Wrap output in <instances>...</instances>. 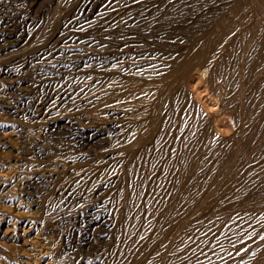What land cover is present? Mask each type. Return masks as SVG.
Segmentation results:
<instances>
[{"label":"bare ground","instance_id":"bare-ground-1","mask_svg":"<svg viewBox=\"0 0 264 264\" xmlns=\"http://www.w3.org/2000/svg\"><path fill=\"white\" fill-rule=\"evenodd\" d=\"M34 1H36V0H27V2L30 4V6H32L34 4ZM107 1H109V0H107ZM165 1H168V0H165ZM241 1H243L244 6H245V3L247 4L246 8L251 10L250 13L247 16H246V12H247L246 8H245V10L243 9L244 12L246 11L245 13H242L243 10L240 11L241 8H240V10H236V11L233 9L234 11L233 12L230 11L229 14L227 12L224 13V14H221L219 12L220 15H217V16L214 17V19L212 20V23L210 24V28L208 30H206L205 32H202V33H204L202 38L199 39V40H195V37H194L193 40H195L196 43H194L193 45L191 44V46L187 47L186 49H184L183 47L182 48H175L176 47L175 45H174L175 47H172L173 45L172 46L169 45L172 48H170L168 50L166 49V51L164 53H163V51H161L162 52L161 55H159V53H161V52H159L158 54L156 53L157 55H155V56L154 55L151 56L149 54L151 57H154V59L152 58L151 59L152 61H150V63L148 64V69H149L150 73H149V75H146L147 77L148 76L149 77L146 80H144V81L141 80V79H144V77H146L145 76L146 73H144V72H146V71H144V69L145 68L147 69L146 66L143 69V71H142V69L141 70L138 69L139 72L137 71L138 74L140 73V71L142 73H144V77H142V75H143L142 73H140L141 75L139 74L142 78L141 77L139 78V75L136 73V69H134L135 71H133V73H131L132 69H130V68H133L130 65V64H132V62L130 60L132 58L131 56L134 55L136 53V51L139 48H141L142 46L140 47L138 45L139 48L137 49L136 48L137 46L136 47H135V45L133 46L132 42H134V41H132V42L129 41L130 38L129 39L128 38H123L124 34H127L129 36H131L133 34L132 31H131L132 34H131V32H129L130 28L133 27V25L126 27L125 22H122L123 19H124V21H126L125 20V16H127L126 14H125L123 19H121V16H120V18L118 20L116 19L117 21H115L114 17H113V19H111L112 14H111V17H110V15L104 16V17H106V22L105 23L103 22L104 24L102 25L101 28H99L100 30H99L98 34L93 35L94 33H96L95 31H94V33H92V35H91L90 32H86V34L83 36L84 39H82L81 41L85 42V44H82L81 41H77L78 38L76 39L74 37L75 36L74 32H76V30L82 29V27L86 26V25L79 24L80 20H78L77 18L81 17L83 13L85 14V13L90 11V8L92 7V4L94 3V0L93 1L91 0L92 3L89 0H86L84 2L82 1V3L80 4V7H78L79 9L76 8V7H73L72 9H69L70 12L67 15H65V16H64V14L62 15V13H63L62 10L63 9H61V8L63 6L59 7V5L57 4V6L53 9L51 15L49 16L50 17V20L48 21L49 24L46 25L44 23V25H46L45 27L43 26L44 30L43 29L42 30L38 29V32L40 31V33L37 34L35 32L37 36L34 34V36H35V37L33 36L34 39H32L33 37L31 38V35H33L32 32H34L33 30H35L33 28L35 27V24H36L34 16L32 17L33 13L31 15H29V14L25 15L24 12L22 11V13H23L22 15H24V16L21 15L22 17L20 16L19 19L17 18L18 19L17 21L19 22L20 28H23V30H21V31L23 33L26 32L25 35H22V33L21 34H17V32H19L18 29H17V32H16V29H14L15 28V24H13V22H17V21L11 22L10 20H8V18L6 19V16L5 17H4V15L0 16V48H2L3 44H4V47L2 48L3 49L2 51H4V50H7L9 48V46H11L13 44H20L23 47V49L21 47L22 50L21 49H20V51L17 50V52L19 51V53H18L19 55L18 56L22 58L21 60L26 59V62L29 63L28 65L31 64L30 66L25 67L26 66L25 62H18V63H20L19 65L16 64L17 68L19 66L18 69H23L24 67L27 68V69L29 68L31 70H33L32 68H34V67H35L34 69H36V66H39V64H42V63L38 64V61H41V62L42 61H44V62L48 61V63H50V66L54 65V67L56 69L63 71V73L65 72V75H66V72H68L72 68L71 66H74L73 67L74 70L78 69L77 73H83L86 70H90V71H94V70H97V69L100 70L101 67H104V68H107V73L106 74L109 75L108 77H111L110 79L107 78L109 83H110L109 84L110 87L111 86L113 87L114 85L115 86L117 85L118 82L113 84V80L114 79L117 80L116 77L121 76V75H125L124 77L127 79L130 76V74H133V75L136 74V75L135 76L131 75V77L132 78L134 77V78L131 79L129 77L131 80L129 81V79H128L127 83L126 82L124 83V84H126V87H127V85L130 82H131L130 84H132V86H133V83H135V84L139 83L137 85H140V86H143L144 83L147 85V89L142 87V88H144V90H142V88L139 90L140 86L134 85V86L139 87L138 89L135 88V90L137 89V91H136L137 93H133V94L140 93L136 97H132L133 94L132 95L128 94L130 92H127V91H130V89H131V87H129L130 85H128V88L123 87L124 88V89L122 88L123 90L122 89L118 90L116 93H111V91L109 90L108 93H111L109 96H108V93L106 92V90H107L106 84L101 86L100 90L97 92V94L99 93V98H100V100L97 99V102L99 101L98 105H100L99 108L101 107V112H102L103 108H107L108 107L107 109L111 110V112H110V116H111V114H114V113H116V114L118 113L119 114V111H121V110L123 111V109L127 110L129 108H137L139 110L135 111V114L133 112H131V110H130V112L133 113L134 116H136L135 118L138 119V121H139V118H141V117L142 118L144 117L145 120H147V124H143V125H147L146 127H140L139 125L138 126L133 125V127H130L129 123L127 122L129 127L127 126L128 128L125 129L127 131L126 132L125 142H124V144H122L123 142L122 143L120 142L122 144V146L120 144V147L124 146L123 148H126V149L120 148V152H117L119 155H121V154L123 155L124 153H121V152H123L124 150L126 151L127 148H128V151L130 149V154H131V150H134L135 148L139 149L137 146L138 145L140 146V144H144L142 142H144L149 137L148 135L152 134V136H151V138H152L153 135L157 134L155 131H156V128H159V127L160 128L164 127L165 129H167L166 131H164L165 129L162 128V131L160 132V134L163 132L164 137L166 138V142H165L166 145L169 142L171 143V141H172V139L170 138L171 134H173V137H175V139L177 141L179 140L178 142H179V145H180V150L179 151L175 150L176 154L174 153L175 151L173 152L175 154V155H173L174 156L173 157V163H172V160L170 161L172 163V168L169 165L170 166V167H168V169L170 168V172L168 173L169 176H168V178L166 180L165 185L163 186L164 188L162 189L163 190L162 192L158 189L159 185H161V184H157V186H158L157 190H159L162 193V195H161L160 192L155 190L157 192L156 195H158V193H159L158 199H159V197L161 195V201H158V199H156V201L160 202L159 208H156L152 212L150 211L151 212L150 214H148L150 209L147 210L148 212L146 211L147 212L146 215L147 214H148L147 216L150 215L152 217L151 218L149 216L150 219H154V220H153V222L151 224L148 223L149 225L147 227L145 226L146 227L145 229L143 228L144 226L142 227L143 230H144V231L141 230L142 232H144V234L142 233V236L143 235L144 236L143 237L141 236V238L138 241L135 240L139 244L138 247H137L139 249H136L137 252H135V250H133L136 246L134 245L135 242L134 243L132 242V245L135 246L132 249L133 250L132 255L129 254L130 256H129V258L127 257L128 258L127 261L125 260V258L122 259V260H119L118 264H120V261H122L121 263H123V264H148V262L143 260L142 257H140V256L143 253L145 254L148 250L150 252V249H151V252L153 253V250H152V247H151V243H152V245H153V242H155V244H156V240L157 241L160 240L165 245L166 244L168 245L169 250H167L168 248H166L167 245H166V247L163 246V247L166 248V252L168 251L167 252V256H166L165 253L163 254L165 256V257L163 256L165 258L164 264H264V25H263V27L261 29L258 28L259 27L258 25H261V22L264 21V0H259V3H260L259 6H257L255 4V2L252 1V0H241ZM1 2H2V0H1ZM111 2L113 3L114 0H111ZM111 2H109V3L111 4ZM141 2H140V4H141ZM9 3H10V1H9ZM12 3H14V2L12 1ZM130 3H131V1H130ZM1 4H2V7H3V3H1ZM14 4H16V3H14ZM29 4H27V5H29ZM110 4H106V6L110 5ZM122 4H124V2ZM140 4H138L139 7L143 6V4L142 5H140ZM135 5H137V4H134V6ZM162 5H160V6H162ZM172 5H173V3H172ZM179 7L180 6H178V8ZM200 7H202V6H200ZM23 8H20L19 10H21ZM106 9H108V8H106ZM112 9L113 8H111V10ZM128 9H130V8H128ZM134 9H135V7H134ZM134 9H132V10H134ZM159 9H161V8H159ZM165 9H167V8H165ZM26 10H27V8H26ZM78 10L80 12H78ZM143 10H141V11H143ZM218 10H220V9H218ZM30 11H32V10H30ZM100 11H98V12H100ZM144 11H146V10H144ZM179 11H180V9H179ZM36 12H37V10H36ZM149 12H151V11H149ZM176 12H178V11H176ZM15 13H17V12H15ZM26 13H28V12H26ZM106 13L107 12H105L104 15H106ZM125 13H126V11H125ZM139 13H140V10H139ZM168 13H169V11H168ZM6 14H8V13H6ZM9 14H11V12H9ZM243 14L245 16H243ZM143 15H142V17H143ZM171 15H172V13H171ZM18 16H19V14H18ZM36 16H38V15L36 14ZM161 16H163V15H161ZM170 16H168V17H170ZM176 16H178V15H176ZM96 17H98V16H96ZM164 17L168 18L167 16H164ZM11 18H14V16L11 17ZM145 18H147V20H149L148 16L145 17ZM166 18H165V20H166ZM204 18L202 20H205ZM209 18H210V16H209ZM170 19H172V18H170ZM189 19H191V18H189ZM69 20L71 21V23L69 22ZM165 20H164V22H165ZM150 21H152V19ZM168 21H166V22H168ZM184 21L182 20V22H184ZM147 22H149V21H147ZM147 22H146V24H147ZM171 22L172 21H170V23ZM126 23L128 24V22H126ZM137 23H138V21H137ZM151 23H153V21ZM88 24H90V23H88ZM132 24H135V23H132ZM142 24H144V23L142 22ZM150 24H149V26H150ZM155 24H156V22H155ZM124 25H125V27H123ZM19 26L16 25V28H19ZM145 26H144V30L146 29ZM40 27H42V26H40ZM150 27H149V29H150ZM24 28H26V29H24ZM48 28H51V29H48ZM135 28H133L132 30H134ZM142 28L143 27H141V29ZM123 29H125L127 31V33H124L125 30H123ZM188 29H190V28H188ZM138 30H140V29H138ZM47 31L50 32V34H48ZM42 32H44V34ZM139 32L141 33L142 31L140 30ZM41 33L43 35H40ZM146 33L148 34V32H146ZM235 35H236V37L237 36L239 37V38L237 37L238 38V42L240 41L241 44H242V48H240L241 49L240 55L238 54L239 55L238 62H237V60H235L236 57H238V56L235 55L236 57L234 58V56H233L234 54L233 55L231 54V52H233V49H231V48L234 46L233 43L237 39L235 37ZM147 36H149V35H147ZM7 38H10L11 40L8 41ZM30 38L32 39V41L30 42L31 45L27 49V47H28L27 44L29 43ZM152 38H154V37H152ZM125 39H127V40H125ZM255 39H257V40L255 41L256 44L254 43L255 44L254 48L252 50H247V49H249L248 45L250 46ZM157 40H159V39H157ZM182 40H181V43H182ZM86 41H87V43H86ZM238 42H236L235 45L238 44ZM250 42H252V43L250 44ZM190 43L187 42V44H190ZM184 45H185V43H184ZM19 48H20V46H19ZM223 48L225 49L224 51H222ZM234 48L236 49L237 47L234 46ZM235 49H234V51H235ZM9 50H10V48H9ZM97 50H99L100 53ZM237 50H239V47H238ZM8 51H6L5 53L3 52L6 55L5 56H0V57H7V55H8L7 52ZM15 51L16 50H13L14 53H15ZM93 52H95V53L97 52L98 54H102L103 55V63H104V65H99V66L95 65V64H97V62L94 59L95 57H93ZM11 53H12V51H11ZM145 53H144V55H145ZM153 54H155V53H153ZM235 54H237V53L235 52ZM16 56L17 55H15V57ZM232 56H233V60H235L237 62L236 64H233L236 67V69H235V67L233 66L234 69L236 71L238 69L237 72L235 70H233V71L236 72V74H238L237 77H236L235 72H233L235 74L236 79L233 78V73H232V70H231L233 67H231V65H228V62H229V60H230V58ZM147 57H149V56H147ZM17 59H19V58H17ZM142 59L143 58H140V60H142ZM159 60H161L162 62H160ZM34 61H36L37 63H35ZM88 61H89V64H86L88 66L87 67L84 66L85 65L84 63H86ZM99 62H100V58H99ZM139 63H137V64H139ZM45 64H44V66H47ZM82 64H83V66H81ZM33 65H34V67H33ZM132 65H134V64H132ZM11 66H10V68H12V67L15 68L14 66H12V67ZM80 66H81V68H79ZM93 66H96V67H93ZM138 66H140V65H138ZM17 68H15L16 71H17ZM135 68H138V67H135ZM0 69H2V68H0ZM45 70H46V67H45ZM11 71H13V69L10 70V72ZM206 71H209V74H208L209 76L208 77H205V73H207ZM35 72H37V71H35ZM148 72H147V74H148ZM19 73H21V72H19ZM19 73H17V74H19ZM30 73H29V75H30ZM40 73H38V74H40ZM45 73H47V72L45 71ZM45 73H43V74H45ZM194 73H198L199 74L198 76H200V77L204 76L205 78H207V82L209 84L206 83V80L204 78L205 83L207 84V85L205 84V86L206 87L209 86L210 88H208L209 91H206L205 88H204V91L207 93V97H209L208 99H211V102H210V104L209 103L207 104L206 101H208V100H206V99H205V101L201 100L202 98H199V95H195V96H198V97L197 98H193L192 97L191 99L192 100L194 99L193 102H191L192 100L189 98L190 100L189 101L187 100L188 103L185 105L187 108L186 109L184 108L185 111L183 109L184 112L180 113L179 112L180 110L178 111L179 107H178L177 101L178 102L180 101L181 94L183 96L185 95L183 90L180 89V87H182L183 80L185 82L186 77L189 74H191V75L193 74L194 75ZM31 75H32V73H31ZM58 75H60V74H58ZM19 76H21V75H19ZM43 76H45V75H43ZM70 76L71 75H69L68 77L64 76L62 79H56L55 78L56 82L54 84L47 83V81L43 80L44 82L42 81L41 85H39V87H40L39 89H42V91H40L41 95L38 98H36L37 97L36 89H38V88L34 87V89H35L33 91L34 95H33V97H31L32 99L30 101L28 100L29 104H28L27 108L24 107V109H28L29 111L26 112L24 110L25 113H23L24 114L23 116L25 117V116H27L26 114L34 113L37 110L40 111L41 109H44L45 111L49 112V111H51L54 108L57 109V106H59L62 103L68 102V101H70L71 103H75L76 106L77 105L79 106L80 104H84V103H87V102L90 103L91 100H93L95 102L94 99H96L97 97L96 98H95V96L91 97V95L88 96L87 95L88 90L86 91V89H91L92 90V87L95 86L98 83V80L94 79V78L93 79L92 78L80 79V78H74L73 76L72 77H70ZM89 76H91V75H89ZM206 76H207V74H206ZM216 76L218 77L217 81L215 79ZM121 77H123V76H121ZM53 80H54V78H53ZM121 80H123V79H121ZM40 81L41 80H39V82ZM48 82H49V80H48ZM201 83H202V81H201ZM119 84H120V82H119ZM120 85H122V84H120ZM146 85H144V86H146ZM0 86L2 87V84H0ZM114 87H113V91L116 90V89L114 90ZM13 88H15V87H13ZM32 88H33V85H32ZM133 88L131 89V92H132ZM6 90H7L6 88H0V106L2 104L1 103V99L2 100H6V102H8L7 105H10L11 107H13L15 112H16V108H18L19 106L22 107V106L25 105V100H27L26 97L30 96L29 94H27L28 96H26V97L24 95V97L26 98L25 100L23 99L24 97L23 98L20 97V99H19L17 97V95H15L13 93H10V92H7ZM135 90H134V92H135ZM197 94H200V92L197 93ZM113 96H115V97H113ZM195 99H197V100L195 101ZM101 100H102V102H101ZM94 102H91V103L96 105L97 102L96 103H94ZM184 103H185V100H184ZM87 104H85L84 106L83 105H80V106L85 107V106H87ZM179 104H180V102H179ZM69 105H71V104H69ZM73 105H71V106H73ZM58 108H61V107L59 106ZM33 109H34V111H33ZM72 109H73V107H72ZM74 109H76V107ZM126 110H124V112ZM95 112H97V114L95 113L96 114L95 116H98L97 118L100 119L101 117L99 115L101 113L100 112L98 113V111H95ZM77 113H79V111H77ZM82 114H83V112H82ZM84 114H88V113H84ZM102 114H101V116H102ZM124 114H122L121 117H123ZM126 114H125V116H126ZM12 115H13V113H12ZM28 115H30V114H28ZM46 115H49V113L48 114L45 113V116ZM50 115H52V114L50 113ZM226 115H228L229 118H231V117L233 118V119L231 118L230 120H235L234 122L236 124H238V127H237L238 129L235 132L236 128L233 127V128H235L234 129V132H235L234 134L236 135V137H235L236 141H234V143H233L234 139H230V140L232 141L231 143H233L234 145H230L231 148H229L228 147L229 146L228 145L229 142L227 141L228 142L227 143V147L228 148L224 149L223 146L226 145V142L225 141H221L219 139L220 137L218 138L216 135H217V133L221 132L225 126L228 125L227 123L230 122L226 118ZM18 116H20V115L18 114ZM23 116H20L19 118L21 119V117H23ZM75 116H77V115H75ZM79 116L82 117L81 115H79ZM86 116H88V115H86ZM86 116L84 115V117L88 119L89 116L88 117H86ZM95 116H94V118H95ZM170 117H172L171 119L173 120L171 123L169 122V120H170L169 118ZM74 118H76V117H74ZM77 118H79V117H77ZM25 119H26V117H25ZM87 119H86L85 123L82 120V118H81V121H83V123H80L81 121L78 122L79 120L77 122L75 121L74 122L75 124H73L75 126L74 129L77 132L85 133V132H88L87 130L89 128H91L93 130L92 133H95V135L96 134H100L101 136H103L106 133V135L108 137H110L109 139H111V142L108 141V142H110L109 143L110 146L111 145L114 146V144H113L114 141L116 143L117 140H119L121 138H124V136H122V134H121V132H123L124 129H122V127H121V125L119 123H112L111 125H109V128H107L108 126L103 127V125H102L103 123L102 124H100V123L96 124V122L98 120L95 122L96 125L95 124L93 125L91 122H88ZM127 119L129 120L128 117H127ZM127 119H126V121H127ZM22 120L24 121V119H22ZM30 120L31 119H29V121ZM52 120H53V118L51 119V121ZM54 120H55V118H54ZM72 120H74V119L72 118ZM93 122H94V119H93ZM143 122L139 121V122H137V124H139V123L142 124ZM234 122H231L232 125L237 126ZM144 123H146V121ZM123 125L126 126L124 123H123ZM222 126H223V128H222ZM244 126H246V129H244L245 128ZM59 127H61V126H59ZM119 128H121L123 130V131L120 132V135H118L119 130H121ZM225 129L228 130V126L225 127ZM229 129H230V127H229ZM226 130H224V131L226 132ZM157 131H159V130H157ZM113 132L116 133V135L114 134L115 138L112 137V133ZM154 132H155V134H153ZM6 133H8V131ZM31 133H33V132H31ZM74 133H76V132H74ZM10 135H11V133H10ZM29 135L31 136V134H29ZM36 135L37 134H35V136ZM3 136H5V134L1 133L0 134V139L1 140H5L6 139ZM219 136H221V134ZM160 137H161V135H160ZM167 137H169V139H167ZM24 138H25V136H24ZM26 138H27V136H26ZM151 138L149 137L150 140H151ZM33 139L35 140V138H33ZM148 140H146L145 143ZM162 140H163V138H162ZM225 140H228V138L227 139L225 138ZM29 141H30V139H29ZM119 141H123V139H121ZM220 141L222 142V144H223V142H225V144L222 146ZM44 142H46V141H44ZM154 142H155V140H154ZM71 144H72V141H71ZM175 144H177V143H175ZM115 145L118 146L119 143L117 142V144H115ZM2 146L4 147V145H2ZM67 146H68V144H67ZM106 146L108 147L107 143H106ZM113 146L109 147L106 150L109 151V150H111L110 148L117 147V146H115V147H113ZM172 146H174V144ZM232 146H234V148ZM24 147H27V146H24ZM175 147H176V145H175ZM36 148H38V147H35V149ZM165 148L167 149V151L169 150L167 148V146ZM67 149H65V150H67ZM99 149L97 151H99ZM122 149H123V151H121ZM137 149H136V151H137ZM178 149H179V147H178ZM233 149H234V151H233L232 157L227 159L226 156L229 155L227 153H229ZM38 150L39 149H37V151ZM101 150H105V148H103ZM115 150L119 151V149H117V148H115ZM170 150H173V149H170ZM52 151H53V149H52ZM113 151H114V149H113ZM9 152H10V150H9ZM114 153H116V151ZM134 153L136 154V152H134ZM171 153H170V155H172ZM14 154H16V153H14ZM62 154H64V153H62ZM79 154H80V152H79ZM97 154H98V152H97ZM100 154H101V152H100ZM100 154H98V156H97L98 158L101 156ZM165 154H167V153L166 152L163 153V155H165ZM106 155H107V153H106ZM108 155H109V152H108ZM74 156L71 155V158L73 157L72 159H74ZM102 156L104 157V155H102ZM115 156H118V155L116 154ZM125 156H122V159ZM130 156H133V154H131ZM159 156H161V155H159ZM229 156H231V155H229ZM66 157L67 156L65 155V158ZM76 157H78V156L76 155ZM118 157H119V160H120L121 157L120 156H118ZM118 157H117V159H118ZM140 157H141V155H140ZM235 157H236V159H235ZM67 158L69 159L70 157L68 156ZM115 159H114V161H115ZM64 160L65 159H59V161H58V159H57L56 163L58 162V165L60 163L61 165H63V167L64 166H68V164L67 165L65 164L66 161H64ZM71 161H72L71 164L73 166V164L75 163V159H74V162H73V160H71ZM99 161H100V158H99ZM120 161H122V160H120ZM17 162L20 165L21 160L20 159H16L15 163L17 164ZM26 162L27 161H25V163ZM41 162H43V161H41ZM53 162H55L54 159H53ZM221 162H222V164H221ZM88 163H90V162H88ZM132 163H133V161H132ZM16 164H14V165H16ZM34 164H35V166H37L36 163H34ZM98 164H100V163L98 162ZM156 164L158 165L159 163H156ZM19 165H18V167H19ZM22 165H25V164L22 163ZM42 165L40 164V166H42ZM94 165H95V162H94ZM159 165H161V164H159ZM29 166H31V165H29ZM145 166H146V164H145ZM28 168H30V167H27L26 169H28ZM57 168H58V166H57ZM67 168H71V166L67 167ZM72 168H74V166ZM144 168H142V169H144ZM50 169H52V168H50ZM61 169L59 168V170H61ZM101 169H103V168H101ZM165 169H167V168L165 167ZM54 170H53V172L50 170L51 172H49V175L47 177H45V175L42 174L43 172L42 173L39 172V174H37V178L43 183V185L47 186V184H49L50 181L52 182V181L56 180V178H54V176L56 177V173L55 172L58 169L55 172H54ZM63 170L64 171H62L63 172L62 174H65V168H63ZM71 170L72 169H70V171ZM127 170L125 171L126 173H127ZM153 170L155 171V168ZM20 171H23V170H20ZM72 171H74V170H72ZM152 171L150 172V170H148V172H150V176H151V173H152V175L154 174ZM66 173H67V171H66ZM86 173H87V171H86ZM112 173H113V171H112ZM125 174L123 175V173H122V175L124 177H126ZM128 174H130V173H128ZM165 174L167 175V173H165ZM156 175H157V173H156ZM69 176H70V174H69ZM69 176H67V177H69ZM147 176H148V179L149 178L151 179V177H152V176L149 177V175H147ZM154 176H155V174H154ZM159 176H161V174L157 175L156 177H159ZM59 177H60V175H59ZM67 177H63L61 179L65 178L63 180L65 182L68 179ZM165 177L166 176H164L163 178H165ZM52 178H54L55 180H51ZM160 178H157V179H160ZM28 179H30V178H28ZM38 179L37 180L35 179V180L38 181ZM124 180H127V177ZM132 180H133V178H132ZM153 180L154 179H152V181ZM160 180H163V179H160ZM129 181H130V179H129ZM152 181H151V183H153ZM158 181H155V182H158ZM23 182H21V183H23ZM100 182H101V180H100ZM133 182H134V180H133ZM163 182H161V183H163ZM92 183L93 182H91V184ZM29 184H32V183H29ZM132 184H134V183H132ZM138 184L139 183L137 181V185ZM58 185H59V183H58ZM141 185H143V184H141ZM129 186L135 187L134 185H130V184L127 187H129ZM20 187H22V186L20 185ZM136 187H138V186H136ZM136 187H135V191H136ZM139 187H138V189H139ZM141 187L143 188V186H141ZM144 187H145V184H144ZM151 188H152V186H151ZM160 188H162V186H160ZM64 189L66 191V188H64ZM138 189H137V192H136L137 196H138V192H139ZM71 190H69L68 193H66L67 195L65 194L66 198H67V201H68V199L75 198L76 195L79 194V193H76L75 191H74L75 192L74 193L73 190L71 192ZM144 191H143V193H144ZM151 191H152V193L154 192L153 190H151ZM8 192H6V193H8ZM59 192H61V191L59 190ZM129 192H131V190ZM140 192H141V189H140ZM63 193H65V192H63ZM132 193H134V192H132ZM131 194H129V196ZM141 194H139V195L141 196ZM148 194H151V193H148ZM56 195L57 194H55V196ZM140 196H138L137 199L142 197V196L141 197ZM151 196L154 197V195H151ZM83 197H85V196L83 195ZM88 198H90V197H88ZM130 198L133 200V199H135V196H134V198H132V196ZM130 198H129V202H128L129 205H131L133 203L132 201H131L132 203H130ZM51 199H52V197H51ZM86 199H87V196H86ZM107 200H109V199H107ZM139 200L141 201V199H139ZM154 201H155V198H154ZM153 202H150V203H153ZM135 203L137 204V201ZM146 204H148L149 207H151V205H152V204H149V202L146 203ZM131 206L134 207L135 205H131ZM136 207L137 206H135V208ZM146 207H147V205H146ZM137 209L139 210V208H137ZM65 210H67V209H65ZM131 210L132 209H130V211ZM152 210H153V208H152ZM108 212H110V211H108ZM125 212H126V210H125ZM136 212H138V211H136ZM104 213H102V214H104ZM102 214H101V216H102ZM109 215L112 216L110 213L108 214V216L107 215L106 216L109 218ZM242 216H243V218L245 220H247V218H248L249 221H251V223L253 224V226L251 227L250 230H248V232L247 231L244 232V235L241 234V231H243V229H240L242 224L244 225L246 223L241 218ZM134 218H136V217H134ZM145 218H146V216H145ZM236 218H241L244 221L241 224L240 227L238 226L239 228H237V226H235V225H232L234 223V221L237 220ZM125 219H124V221H125ZM146 219H148V217ZM241 219H240V221H242ZM145 220L143 219V221H145ZM238 220H237V224H238ZM150 221H152V220H150ZM231 221H233L232 224L230 223ZM125 223H127V222H125ZM200 224H202L206 229H212V232H211L212 234L210 235V237L206 238V241L204 240V238H205L204 236L205 235L204 236H199L200 233L198 232L199 233V235H198L197 231H195V228L197 229L198 225L201 226ZM235 224H236V222H235ZM239 224H240V222H239ZM248 224H250V223L248 222ZM251 225H248V226H251ZM199 226H198V229H199ZM248 226L244 225V227H241V228H245L246 227L245 229H247ZM184 227L186 228L187 231L185 230ZM56 228H57V225H56ZM189 229L195 231L197 234L194 233L196 235H193V232L186 233V232H188ZM200 229H203V228H200ZM214 232H216V233H214ZM132 234H133V232H132ZM138 234H137V237H138ZM229 234H232L234 236H232V238H230ZM201 235H203V232H202ZM117 236H118V234H117ZM200 237H202V238L204 237V238L202 239ZM233 237H235L236 239L233 238ZM228 238H230V239H228ZM131 239H132V237H131ZM159 244H160V242H159ZM162 245L163 244L161 243V245H159V246H162ZM156 246H154V247H156ZM149 247H151V248H149ZM123 248H125V247H123ZM161 248L162 247L159 248L160 250L158 249V252L162 251ZM127 249L129 250L130 248H127ZM128 250H126V251H128ZM129 251H128V253H129ZM143 251H145V252H143ZM155 251L157 252V250H155ZM163 251H165V250H163ZM58 252H60V251H58ZM65 252H66V250H65ZM181 252H183V254H180ZM191 252L195 254L193 257H192V253ZM122 253H124V251ZM155 253H153V257H154ZM161 253H163V252H161ZM146 254L149 255L148 252ZM148 255H146V256H148ZM178 255H180V256H178ZM190 255H191V257H190ZM146 256H145V258H146ZM150 256L152 258V254ZM156 256H159V255H156ZM159 257H161V256H159ZM122 258H123V256H122ZM143 258H144V256H143ZM156 258H158V257H156ZM0 259H1V257H0ZM147 259L148 258H146V260ZM123 260H125L124 261L125 263L123 262ZM158 260H161V259L159 258ZM0 262H2V260ZM151 262H153V258H152ZM162 262L163 261H161V264H162ZM152 264H154V262Z\"/></svg>","mask_w":264,"mask_h":264},{"label":"rangeland","instance_id":"rangeland-1","mask_svg":"<svg viewBox=\"0 0 264 264\" xmlns=\"http://www.w3.org/2000/svg\"><path fill=\"white\" fill-rule=\"evenodd\" d=\"M5 1V2H4ZM10 1V3H9ZM12 1L14 3H12ZM70 1V2H69ZM82 1H86V0H36L34 1V4L32 6H30V4L27 2V0H0V8L2 7V4L3 3V7L0 9V16H3L4 17L6 16V19L8 18V20H10L11 22L13 21H17L20 16L23 14L22 11L24 12V14L26 15H31L32 13V17L34 16L35 18V27L33 29L34 32H32L33 35H31V38L34 36V34L36 35V33H40V31L38 32V29L42 30L48 23V21L50 20V15L53 11V9L57 6V4L60 6H63L61 9H63V13L62 15L64 14L67 15L70 10L69 9H72L73 7H80V4L82 3ZM91 2V0H89ZM93 1V0H92ZM97 1V2H96ZM126 1V2H125ZM128 1V2H127ZM131 1V3H130ZM134 1V2H133ZM142 1V2H141ZM179 1V2H178ZM195 1V2H194ZM200 1V2H199ZM255 2V4L257 6L260 5L259 3V0H252ZM101 2V3H100ZM111 2V0L107 1V0H94V5L92 4V7L90 8V11L87 12V13H83L81 17H78L77 19L80 20L79 21V24L81 25H86L84 27H82V29H78L76 30V32H74L75 34V38L78 40L77 41H81L83 38V36L86 34V32H90L91 35L92 33H94V31L96 33H94L93 35L95 34H98L99 32V28L102 27V25L106 22V17L104 16H107V15H110L111 17V14H112V17L111 19H115V21H117L120 16H121V19L124 18L125 14L127 16H125V20L124 19L122 20V22H125L126 24V27L128 26H132L133 27H129L130 28V31L131 32V36L127 35V34H124L123 35V38H130L129 41H134L132 42L133 43V46L135 45V47L138 49L139 46L141 48H139L136 53L134 55H132L131 57V62L132 64H130L133 68H130L132 69V72L135 71L134 69H136V73L137 71L139 72L138 69H143L145 68V66L147 67V69L145 68L144 73L145 76L146 75H149L150 71L148 69V64L150 63V61H152L151 59L154 57H151V56H155L157 55L159 52L163 51V53L166 51V49H170L172 47H175V48H184L186 49L187 47L191 46V44L193 45L194 43H196L195 40H199L202 38L203 34L202 32H205L206 30H208L210 28V24L212 23V20L214 19L215 16L217 15H220L219 12L221 14H224V13H230V11H236V10H241L242 11L243 9L245 10V8L247 7V4L245 3V6L243 4V1L241 0H168V1H165V0H114V2L111 4L109 3ZM124 2V4H122ZM141 2V4H140ZM144 2V3H143ZM146 2V3H145ZM26 3V4H25ZM92 3V2H91ZM105 3V4H104ZM115 3V4H114ZM156 3V4H155ZM173 3V5H172ZM184 3V4H183ZM211 3V4H210ZM258 3V4H257ZM18 4V5H17ZM25 4V5H24ZM29 4V5H27ZM49 4V5H48ZM53 4V5H52ZM56 4V5H55ZM75 4V5H74ZM106 4H110V5H107ZM114 4V5H113ZM129 4V5H128ZM133 4V5H132ZM134 4H137L134 6ZM138 4L142 5L143 6H138ZM154 4V5H153ZM163 4V5H162ZM220 4V5H219ZM133 7H132V6ZM162 5V6H159ZM193 5V6H192ZM199 5V6H198ZM207 5V6H206ZM243 5V6H242ZM25 6V7H24ZM28 6V7H27ZM35 6V7H34ZM66 6V7H65ZM106 6V7H105ZM130 6V7H129ZM178 6H180L178 8ZM185 6V7H184ZM202 6V7H200ZM25 9H24V8ZM70 7V8H69ZM105 7V8H104ZM135 7V9H134ZM215 7V8H214ZM227 7V8H226ZM5 8V9H4ZM20 8H23L21 10H19ZM27 8V10H26ZM29 8V9H28ZM32 8V9H31ZM75 8V9H76ZM100 8V9H99ZM104 8V9H103ZM108 8V9H106ZM111 8H113L111 10ZM130 8V9H128ZM141 8V9H140ZM145 8V9H144ZM161 8V9H159ZM163 8V9H162ZM167 8V9H165ZM239 8V9H238ZM79 9V8H78ZM134 9V10H132ZM146 11H144V10ZM180 9V11H179ZM220 9V10H218ZM224 9V10H223ZM234 9V10H233ZM18 10V11H17ZM32 10V11H30ZM37 10V12H36ZM69 10V11H68ZM101 10V11H100ZM131 10V11H130ZM139 10H140V13H139ZM143 10V11H141ZM153 10V11H152ZM156 10V11H155ZM160 12H159V11ZM171 10V11H170ZM178 11V12H174V11ZM199 10V11H198ZM207 10V11H206ZM242 13H245L246 11V16L250 13V9L246 8V11ZM8 11V12H7ZM30 11V12H29ZM61 11V12H62ZM100 11V12H98ZM126 11V13H125ZM151 11V12H149ZM169 11V13H168ZM210 11V12H209ZM225 11V12H224ZM9 12H11V14H9ZM17 12V13H15ZM21 14H20V13ZM28 12V13H26ZM65 12V13H64ZM78 12H80L78 10ZM77 12V13H78ZM106 13V15H104V13ZM114 12V13H113ZM143 12V13H142ZM174 12V13H173ZM186 12V13H185ZM189 12V13H188ZM207 12V13H206ZM223 12V13H222ZM231 12V13H232ZM8 13V14H6ZM38 16H36V14ZM168 13V14H167ZM172 13V15H171ZM184 13V14H183ZM206 13V14H205ZM19 14V16H18ZM102 14V15H101ZM140 14V15H139ZM144 14V15H143ZM155 14V15H154ZM181 14V15H180ZM10 17H9V16ZM143 15V17H142ZM163 15V16H161ZM171 15V16H170ZM178 15V16H176ZM186 15V16H185ZM226 15V14H225ZM14 18H11L13 17ZM16 16V17H15ZM24 16V15H22ZM21 16V17H22ZM63 16V17H64ZM95 16V17H94ZM98 16V17H96ZM130 16V17H129ZM149 17V20H147V18L145 17ZM164 16H170L168 18L164 17ZM173 16V17H172ZM184 18H183V17ZM210 16V18H209ZM213 16V17H212ZM243 16H245L243 14ZM117 17V18H116ZM163 17V18H162ZM205 17V18H204ZM207 17V18H206ZM11 18V19H10ZM18 18V19H17ZM38 18V19H37ZM49 18V19H48ZM129 18V19H128ZM153 21V23H151L152 21H150L151 19ZM166 18V20H165ZM172 18V19H170ZM191 18V19H189ZM205 19V20H202V19ZM14 19V20H13ZM86 19V20H85ZM105 19V20H104ZM117 19V20H116ZM146 19V20H145ZM160 19V20H159ZM163 19V20H162ZM189 19V20H188ZM200 19V20H199ZM84 22H83V21ZM102 20V21H101ZM128 20V21H127ZM132 22H131V21ZM162 20V21H161ZM165 20V22H164ZM169 20V21H168ZM182 20L184 22H182ZM138 21V23H137ZM149 21V22H147ZM168 21V22H166ZM170 21H172L170 23ZM199 23H198V22ZM202 21V22H201ZM69 22L71 23V21L69 20ZM92 22V23H91ZM100 22V23H99ZM104 22V23H103ZM128 22V24L126 23ZM142 22L144 24H142ZM147 22V24H146ZM156 22V24H155ZM162 22V23H161ZM177 22V23H176ZM194 22V23H193ZM205 24H204V23ZM41 23V24H40ZM44 23L46 25H44ZM90 23V24H88ZM132 23H135V24H132ZM150 27L149 26V24ZM163 25H161V24ZM13 24H15V28L16 29V32H17V29L18 31L20 32H17V34H21L22 35H25V33H23L21 30H23V28H20L19 26V22H13ZM208 24V25H207ZM16 25L19 26V28H16ZM143 25V26H142ZM165 25V26H164ZM207 25V26H206ZM262 25V26H261ZM261 25H258L259 27L258 28H262L263 25H264V21L261 22ZM42 26V27H40ZM44 26V27H43ZM137 26V27H136ZM144 26L146 27V29L144 30ZM150 29H149V27ZM154 26V27H153ZM38 27V28H37ZM125 27V25L123 26ZM137 29H136V28ZM141 27H143L141 29ZM193 29H192V28ZM52 28V27H51ZM51 28H48V29H51ZM133 28H135L134 30H132ZM171 28V29H170ZM180 28V29H179ZM190 28V29H188ZM26 29V28H24ZM94 29V30H93ZM140 29L142 32L140 33L138 30ZM185 29V30H184ZM44 30V29H43ZM82 30V31H81ZM97 30V31H96ZM125 30V29H123ZM147 30V31H146ZM154 31V32H153ZM168 31V32H167ZM180 31V32H179ZM184 31V32H183ZM36 32V33H35ZM48 32V31H47ZM148 32V34L146 33ZM44 34V32H42ZM40 34V35H43V34ZM78 33V34H77ZM81 33V34H80ZM124 33H127V31L125 30ZM146 33V34H145ZM167 33V34H166ZM177 33V34H176ZM48 34H50V32H48ZM67 34V33H66ZM65 34V35H66ZM77 34V35H76ZM137 34V35H136ZM145 34V35H144ZM149 35V36H147ZM160 35V36H159ZM37 36V35H36ZM78 36V37H77ZM81 36V37H80ZM125 36V37H124ZM136 36V37H135ZM167 36V37H166ZM16 37V36H15ZM23 37V36H22ZM35 37V36H34ZM34 37L32 39H34ZM80 37V38H79ZM154 37V38H152ZM169 37V38H168ZM195 37V40H193ZM236 37V35H235ZM238 37V36H237ZM236 37V38H237ZM30 38V41L29 43L32 41V39ZM132 38V39H131ZM178 38V39H177ZM235 38V39H236ZM239 38V37H238ZM238 38L236 39V41L233 43V45L235 47H237L236 49L234 48V46L231 48L233 49V52H231V54L234 56V58L236 56V59L237 62H238V58H239V55H240V52H241V49L242 48V44L241 42L239 41L238 42ZM159 39V40H157ZM161 39V40H160ZM183 39V40H182ZM8 41H10L11 39L10 38H7ZM127 40V39H125ZM154 40V41H153ZM181 40H182V43H181ZM253 40V39H252ZM251 40V41H252ZM257 39H255L252 42H250V46L248 45L249 49L247 50H252L256 44V41ZM148 41V42H147ZM192 41V42H191ZM82 44H85V42L81 41ZM139 44H138V43ZM190 43V44H187ZM238 42V44L235 45V43ZM27 44L28 47L27 49L30 47L31 43L30 44ZM87 43V41H86ZM151 43V44H150ZM173 43V44H172ZM176 43V44H175ZM179 43V44H178ZM185 43V45H184ZM240 43V44H239ZM255 43V44H254ZM164 44V45H163ZM187 44V45H186ZM254 44V45H253ZM139 45V46H138ZM169 45H173L172 47H170ZM175 45V46H174ZM15 48H14V47ZM20 46V48H19ZM145 46V47H144ZM186 46V47H185ZM3 47H4V44H3ZM2 47V48H3ZM21 45L20 44H13L11 46H9V48L7 50H4L2 51L3 49L0 48V56H5L6 54H4L6 51H8V55L7 57H0V84H2V87L0 86V88H6L7 92H10V93H13L15 95H17V97L20 99V97H25L28 96L27 94H29L30 96L29 97H26L27 100H25L26 98L24 97L23 99L25 100V105L24 106H19L18 108H16V112L14 111V108L11 107L10 105H7L8 102H6V100H2L1 99V106H0V134L1 133H4L6 139L5 140H1L0 139V261L2 260V262H0V264H118L119 263V260H122L125 258V260L127 261L129 256L132 255V252L133 250L136 251V249H139L137 248L138 247V242H136L135 240H139L142 236V233L144 234V232H142L141 230H143V228L145 229L149 224H151L153 222L154 219H150L149 216H147L148 214H150L152 211H154L156 208H159V205H160V202L158 201H161V195H162V189L164 188L163 186L165 185L166 183V180L168 178V173L170 172V168L168 169V167L171 166L172 168V163H173V155L176 154V151L175 150H180V145H179V140L177 141L175 139V137H173V134H171L170 138L172 139L171 143L169 142L167 145H166V138L164 137V134L163 132L160 134V132L162 131V128L165 129L164 127L162 128H156V133L155 132L153 134V137L151 138L152 134L148 135L151 140L149 139V137L146 139L148 140L146 143L145 141L142 142L144 144H140V146L138 145L137 147L140 149H137L135 148L134 150H131V154H133V156H130V149L128 151V148L127 150L124 152L123 149H126V148H123V147H120V144H124L125 142V138H126V130L129 125L130 127H133V125H136V126H140V127H146L147 125H143V124H147V120H145V118L141 117L139 118V121L140 122H145L146 123H139L137 124L138 119H136L134 116L135 114V111H138L139 109L137 108H129V109H123V111H119V114L117 113H114V114H111L110 116V112L111 110L110 109H107V108H103L102 109V112H101V107L99 108L100 105H98L99 101L97 102V99L100 100L99 98V93L97 94V92L100 90L101 86H103L104 84H106L107 86V90L106 92L108 93L109 90L111 91V93H116L118 90H121L123 87H126V84H124L125 82L127 83L128 79L129 81L131 79H133L131 77V75L133 74H130V78L128 77L127 79L124 77L125 75H121V76H118L116 77V79L113 80V84L118 82L117 85L114 87V90L113 91V87L109 86V81L107 78H111V77H108L109 75L106 74L107 73V68H104V67H101L100 70L97 69V70H94V71H90V70H86L85 72L83 73H77V70H74V66H71L72 68L66 72V75H65V72L63 73V71L61 70H58L54 67V65L50 66V63H48V61H38V64L39 63H42V64H39V66H36V69H34V65L32 68L33 70L31 69H27L25 67L27 66H30L28 65L29 63L26 62V59H23L21 60L22 58L19 57L18 53L21 49ZM239 47V50H237ZM13 48V49H12ZM23 49V47H22ZM21 49V50H22ZM235 49V51H234ZM13 50H16L15 53L13 52ZM17 50H19L17 52ZM225 49L223 48L222 51H224ZM2 51V52H1ZM12 51V53H11ZM99 53L100 51L97 50ZM148 51V52H147ZM156 51V52H155ZM4 52V53H3ZM10 52V53H9ZM140 52V53H139ZM146 52V53H145ZM235 52L237 54H235ZM145 53V55H144ZM155 53V54H153ZM157 53V54H156ZM2 54V55H1ZM138 54V55H137ZM147 54V55H146ZM151 56H150V55ZM161 53H159V55H161ZM239 54V55H238ZM15 55H17L15 57ZM97 55V56H96ZM137 55V56H136ZM236 55V56H235ZM135 56V57H134ZM149 56V57H147ZM233 56L230 58L229 62H228V65H231V67H233L234 65L233 64H236L237 62L235 60H233ZM15 57V58H14ZM93 57H95V61L97 62V64H95L96 66H99V65H104L103 63V55L102 54H98L97 52H93ZM102 57V58H101ZM19 58V59H17ZM99 58H100V62H99ZM140 58H143L142 60H140ZM4 59V60H3ZM17 59V60H16ZM145 60V61H144ZM160 62H162L161 60H159ZM233 63H232V62ZM18 62H25L26 66L23 68V69H18L16 67V64H20ZM35 63H37L36 61H34ZM33 62V63H34ZM44 62V63H43ZM47 62V63H46ZM134 62V63H133ZM140 62V63H139ZM148 62V63H147ZM46 63V64H45ZM129 63V62H128ZM136 63V64H135ZM139 63V64H137ZM47 65V66H44ZM85 65L84 66H88L86 64H89V61L84 63ZM14 66L15 68H17V71L15 68H13L12 66ZM49 65V66H48ZM129 65V66H130ZM140 65V66H138ZM10 66L12 68H10ZM43 68H41V67ZM44 66V67H43ZM83 66V64L81 65ZM81 66L79 68H81ZM96 66H93V67H96ZM45 67H46V70H45ZM48 67V68H47ZM54 67V68H53ZM85 67V68H86ZM135 67H138V68H135ZM140 67V68H139ZM235 67V66H234ZM234 67L231 69L232 70V73L235 72L236 70V67L234 69ZM8 68V69H7ZM105 70H104V69ZM10 72V70H12ZM15 69V70H14ZM26 69V70H25ZM49 69V70H48ZM73 69V70H72ZM30 70V71H29ZM37 72H35V71ZM235 70V71H233ZM16 71V72H15ZM33 71V72H32ZM45 71L47 73H45ZM49 71V72H48ZM97 71V72H96ZM104 71V72H103ZM149 71V72H148ZM238 71V69H237ZM236 71V72H237ZM7 72V73H6ZM9 72V73H8ZM15 74H14V73ZM21 72V73H19ZM27 72V73H26ZM32 75H31V73ZM35 72V73H34ZM41 72V73H40ZM73 72V73H72ZM148 72V74H147ZM207 73H205V77H208L209 75V71H206ZM235 72V74H236ZM19 73V74H17ZM23 73V74H22ZM30 73V75H29ZM40 73V74H38ZM45 73V74H43ZM51 75H50V74ZM88 73V74H87ZM140 73H142L140 71ZM139 73V74H140ZM144 73H142V77H144ZM34 74V75H33ZM47 74V75H46ZM53 74V75H52ZM60 74V75H58ZM73 74V75H72ZM105 74V75H104ZM138 74V73H137ZM138 74V75H139ZM207 74V76H206ZM235 74L233 73V78L236 79L237 75L236 74V77H235ZM21 75V76H19ZM38 75V76H37ZM45 75V76H43ZM57 75V76H56ZM65 77H68L69 75H71L70 77H74V78H80V79H87V78H94V79H97L98 80V83L92 87V90L91 89H86V91L88 90L87 92V95L91 97H94L96 99L95 102L93 100H91V102H94L97 104H92L90 101V103H84V104H80V105H85L87 104V106L83 107V106H76L75 103H71L70 101L68 102H65V103H62L60 104L59 106L61 108H58L59 106H57V109L54 108L52 109L51 111L47 112L45 111L44 109H41L40 111L37 110L36 112L34 113H28L26 114L27 116L26 119L25 117L23 116L25 113L24 110L26 112H28L29 110L28 109H24L27 108L28 104H29V101L32 99L31 97H33V91L35 90L34 87H37L38 89H36V95L38 98L41 94H40V91H42V89H39V85H41L42 81H47V83H51V84H54L56 81V79H62L64 76ZM91 75V76H89ZM98 75V76H97ZM136 74H134L133 76H135ZM141 75V74H140ZM139 75V78L141 77ZM197 75V76H196ZM199 74L198 73H194V75L192 74H189L186 79H185V82L183 80V83H182V87H180V89L183 90L184 92V96L181 94V97H180V104L179 102L177 101L178 103V111L180 113L184 112L185 109L187 108L185 105L188 103V101L193 97V98H197L198 96H195V95H199V98H202L201 100H208L206 101V103L210 104L211 102V99H208L209 97H207V93L204 91V88L206 91H209L208 88H210L209 86H205V84H209L207 82V78H205L204 76H198ZM34 76V77H33ZM42 76V77H41ZM87 76V77H86ZM113 76V75H112ZM39 77V78H38ZM45 77V78H44ZM48 77V78H47ZM52 77V78H51ZM61 77V78H60ZM127 77V76H126ZM141 77V78H142ZM149 77V76H148ZM147 76L144 77V79H141V80H146L148 78ZM49 82H48V80ZM51 78V79H50ZM54 78V80H53ZM56 78V79H55ZM206 80V83H205V80ZM218 77L216 76L215 79L216 81L218 80L217 79ZM46 79V80H45ZM123 79V80H121ZM32 80V81H31ZM39 80H41L39 82ZM96 80V81H97ZM108 82H107V81ZM120 80V81H119ZM43 81V82H44ZM101 81V82H100ZM202 81V83H201ZM34 82V83H33ZM39 82V83H38ZM122 84L120 85L119 84ZM31 83V84H30ZM33 83V84H32ZM37 83V84H36ZM129 83V82H128ZM131 83V82H130ZM128 84L130 85L129 87H131V89L133 88L132 92H131V89L130 91H127V92H130L128 94L132 95L133 93H137V89L139 87L137 86H140V85H137L135 83H133V86L132 84ZM124 84V85H123ZM141 84V83H140ZM206 84V85H207ZM32 85H33V88H32ZM128 85L126 88H128ZM134 85H137V86H134ZM144 85H146L144 83ZM140 86L139 90L144 87L147 89V85L146 86ZM204 85V86H203ZM248 85V84H247ZM109 86V87H108ZM15 87V88H13ZM186 87V88H185ZM125 88V89H126ZM135 88H137L135 90ZM144 88H142V90H144ZM207 88V89H206ZM17 91H16V90ZM124 89V88H123ZM122 89V90H123ZM196 89V90H195ZM15 90V91H14ZM95 90V91H94ZM135 90V92H134ZM6 92V93H7ZM31 92V93H30ZM90 92V93H89ZM140 92V91H139ZM182 92V93H183ZM200 94H197L199 93ZM23 93V94H22ZM111 93H108V96L111 94ZM196 93V94H195ZM122 94V93H121ZM140 93L138 94H133L132 97H136L138 96ZM191 94V95H190ZM193 94V95H192ZM22 95V96H21ZM97 95V96H96ZM190 95V96H189ZM107 96V95H106ZM206 96V97H205ZM115 97V96H113ZM184 99H183V98ZM187 98V99H186ZM190 98V99H189ZM124 99V98H123ZM179 99V98H178ZM29 100V101H28ZM183 100V101H182ZM184 100H185V103H184ZM188 100V101H187ZM192 100V99H191ZM197 99H195L196 101ZM4 101V102H3ZM194 99L191 101L193 102ZM102 102V100H101ZM67 103V104H66ZM73 105H69V104ZM92 104V105H91ZM183 104V105H182ZM69 105V106H68ZM98 105V106H97ZM10 106V107H9ZM66 106V107H65ZM93 106V107H92ZM182 106V107H181ZM185 106V107H184ZM8 107V108H7ZM70 107V108H69ZM73 107V109H72ZM76 107V109H74ZM78 107V108H77ZM65 108V109H64ZM181 108V109H180ZM185 108V109H184ZM64 111H63V110ZM71 109V110H70ZM97 109V110H96ZM105 109V110H104ZM107 109V110H106ZM184 109V111H183ZM18 110V111H17ZM31 110V109H30ZM58 110V111H57ZM79 111V113H77V111ZM100 110V111H99ZM104 110V111H103ZM124 110H126L124 112ZM129 110V111H128ZM133 112L131 113L130 112ZM13 111V112H12ZM34 111V109H33ZM86 111V112H85ZM95 111H98V113L100 112L102 114L99 115L101 118L98 119L97 117L98 116H95L97 114V112ZM38 112V113H37ZM57 112V113H56ZM83 112V114H82ZM90 112V113H89ZM121 112V113H120ZM130 112V113H129ZM13 113V115H12ZM21 113V114H20ZM36 113V114H35ZM41 113V114H40ZM45 113L50 115V113L52 115H46L45 116ZM84 113H88V114H84ZM96 113V114H95ZM126 116H125V114ZM129 113V114H128ZM18 114L20 116H23L21 117V119L19 118L20 116H18ZM70 114V115H69ZM92 114V115H91ZM123 115V117H121ZM132 116H131V115ZM77 115V116H75ZM79 115H81L82 117H80ZM84 115H88L86 117H88V120L87 118L84 117ZM18 116V117H17ZM36 116V117H35ZM95 116V118H94ZM116 116V117H115ZM76 117V118H74ZM79 117V118H77ZM107 117V118H106ZM110 117V118H109ZM121 117V118H120ZM127 117L129 118V120L126 119ZM132 117V118H131ZM53 118V120L51 121V119ZM55 118V120H54ZM72 118L74 120H72ZM81 118L82 120L84 121V123L86 122V119L88 122H91L93 125L95 124H102L103 127H106L108 126L107 128H109V125H111L112 123H119L122 127V129H124V131L121 129L119 130V133L118 135H120V132L122 134V136H124V138H121L123 139V141H119L117 140L116 143L114 141V146L113 145H109V143L111 142V139H109L110 137H108L106 135V133L101 136L100 134H96L95 133H92V129L89 128L87 131L88 132H85V133H81V132H77L75 129H74V125L75 124L74 122L78 121L80 122L81 121ZM84 118V119H83ZM97 118V119H96ZM135 118V119H134ZM172 117H170L169 119V122L171 123L173 120L171 119ZM226 118L230 121L229 123H227L228 125V130L225 129V126L223 128V132H219L221 134V136H219L220 134L217 133V137L221 140V141H225L226 142V145L225 142H221L222 146L224 149H227L228 147L231 148L230 145H234V141H236V135L234 134L236 132V130L238 129V124H236L234 121L235 120H230L231 118L228 117V115H226ZM24 119V121L22 120ZM29 119H31L29 121ZM76 119V120H75ZM92 119V120H91ZM93 119H94V122H93ZM131 119V120H130ZM141 119V120H140ZM143 119V120H142ZM233 119V118H232ZM83 121H81L80 123H83ZM126 122V123H125ZM129 125H128V123ZM231 122H234L237 126L235 125H232ZM71 123V124H70ZM123 123L126 125L124 126ZM53 124V125H52ZM69 124V125H68ZM95 124V125H96ZM105 125V126H104ZM143 125V126H142ZM58 126V127H57ZM61 126V127H59ZM124 126V127H123ZM128 126V127H127ZM35 129H34V128ZM39 127V128H38ZM233 131H231L230 129ZM235 127V128H233ZM246 129V126H244ZM34 129V130H33ZM91 129V130H90ZM234 129H235V132H234ZM39 130V131H38ZM74 130V131H73ZM159 130V131H157ZM167 129H165L164 131H166ZM226 130V132L224 131ZM230 130V131H229ZM8 131V133H6ZM24 131V132H23ZM47 131V132H46ZM117 131V130H116ZM115 131V132H116ZM228 131V132H227ZM33 132V133H31ZM76 132V133H74ZM113 132L112 133V137L115 138V135L116 133ZM225 132V133H224ZM11 133V135H10ZM37 134L36 136L39 138H37L35 136V134ZM223 133V134H222ZM230 133V134H229ZM247 133V132H246ZM245 133V134H246ZM28 134V135H27ZM31 134V136L29 135ZM91 134V135H90ZM115 134V135H114ZM163 134V135H162ZM219 134V135H218ZM7 135V136H6ZM89 135V136H88ZM99 135V136H98ZM161 135V137H160ZM231 135V136H230ZM233 135V136H232ZM16 136V137H15ZM25 136V138H24ZM27 136V138H26ZM70 136V137H69ZM92 136V137H91ZM97 136V137H96ZM155 136V137H154ZM163 136V137H162ZM35 138V140L33 138ZM63 137V138H62ZM223 137V138H222ZM230 137V138H229ZM13 138V139H12ZM15 138V139H14ZM154 138V139H153ZM163 138V140H162ZM177 138V137H176ZM225 138L228 140H225ZM30 139V141H29ZM167 139H169V137H167ZM224 139V140H223ZM230 139H234L233 140V143H231L232 141ZM14 140V141H13ZM60 140V141H59ZM74 140V141H73ZM106 142H105V141ZM155 140V142H154ZM175 140V141H174ZM5 141V142H4ZM34 141V142H33ZM37 141V142H36ZM46 141V142H44ZM62 141V142H61ZM70 141V142H69ZM71 141H72V144H71ZM110 141V142H108ZM229 143H228V142ZM15 142V143H14ZM75 142V143H74ZM103 142V143H102ZM117 142L119 143V145H115L117 144ZM121 142V143H120ZM152 142V143H151ZM173 142V143H172ZM5 143V144H4ZM23 143V144H22ZM57 143V144H56ZM102 143V144H101ZM106 143L108 145V147L106 146ZM161 143V144H160ZM177 143V144H175ZM227 143H228V147H227ZM17 144V145H16ZM46 144V145H45ZM56 144V145H55ZM68 144V146H67ZM77 146H76V145ZM121 144V146H122ZM146 144V145H145ZM167 148L169 149L167 151V149L165 148L166 146ZM174 144V146H172ZM4 145V147L2 146ZM16 145V146H15ZM29 145V146H28ZM31 145V146H30ZM49 145V146H48ZM58 145V146H57ZM75 145V146H74ZM144 145V146H143ZM163 145V146H162ZM176 145V147H175ZM24 146H27V147H24ZM34 146V147H33ZM53 146V147H52ZM62 146V147H61ZM101 146V147H100ZM115 147L118 150H115V148H110L111 150L107 151L106 149H108L109 147ZM146 146V147H145ZM35 147H38L35 149ZM107 147V148H106ZM161 147V148H160ZM173 147V148H172ZM179 147V149H178ZM234 148V146H232ZM2 148V149H1ZM47 148V149H46ZM60 148V149H59ZM64 148V149H63ZM68 148V149H67ZM70 148V149H69ZM100 148V149H99ZM105 148V150H101ZM120 148H123L121 151V153H124L123 155H119L117 152H120ZM148 148V149H147ZM175 148V149H174ZM22 149V150H21ZM34 149V150H33ZM37 149H39L37 151ZM53 149V151H52ZM57 149V150H56ZM67 149V150H65ZM99 149V151H97ZM114 149V151H113ZM137 149V151H136ZM170 149H173V150H170ZM10 150V152H9ZM47 150V151H46ZM8 151V152H7ZM66 151V152H65ZM116 151V153H114ZM157 151V152H156ZM175 151V152H174ZM177 151V152H178ZM233 150H231L229 153V155L226 156V158H230L232 157V154H233ZM21 152V153H20ZM51 152V153H50ZM57 152V153H56ZM61 152V153H60ZM80 152V154H79ZM88 152V153H87ZM100 154L101 156L104 155V157L100 156V161H99V158L97 157L98 154ZM108 152H109V155H108ZM112 152V153H111ZM133 152V153H132ZM136 152V154L134 153ZM139 152V153H138ZM142 152V153H141ZM167 153L165 155H163V153ZM172 155H170V153ZM175 154H174V153ZM232 152V153H231ZM16 153V154H14ZM64 153V154H62ZM70 153V154H69ZM76 153V154H75ZM91 153V154H90ZM107 153V155H106ZM156 153V154H155ZM59 154V155H58ZM84 154V155H83ZM93 154V155H92ZM111 154V155H110ZM118 155L120 156V160H124L123 162L119 160V157L118 156H115V155ZM127 154V155H126ZM130 154V155H129ZM28 155V156H27ZM43 155V156H42ZM58 155V156H57ZM64 155V156H63ZM65 155L68 157H70L69 159L66 157L65 158ZM71 155H75L74 156V159H75V163L73 164L74 168H72V161L74 162V159L71 158ZM76 155L79 157H76ZM106 155V156H105ZM127 157H126V156ZM141 155V157H140ZM161 155V156H159ZM17 156V157H16ZM41 156V157H40ZM82 156V157H81ZM108 156V157H107ZM122 156H125L123 159H122ZM137 156V157H136ZM171 156V157H170ZM229 156V157H228ZM11 157V158H10ZM19 157V158H18ZM29 157V158H28ZM43 157V158H42ZM92 157V158H91ZM113 157V158H112ZM118 157V159H117ZM171 159H170V158ZM59 161V159H65L64 161L65 164L68 166H64L61 165L59 163L58 165V162L56 163L57 159ZM85 158V159H84ZM102 158V159H101ZM118 160H116V159ZM127 158V159H126ZM146 158V159H145ZM154 158V159H153ZM16 159H20L21 162H20V165L15 163V160ZM26 159V160H25ZM43 159V160H42ZM53 159L55 162H53ZM89 159V160H88ZM115 159V161H114ZM134 159V160H133ZM138 159V160H137ZM162 159V160H161ZM236 159V157H235ZM70 160V161H69ZM91 160V161H90ZM102 160V161H101ZM155 160V161H154ZM172 160V163L170 162ZM23 161V162H22ZM25 161H27L25 163ZM30 161V162H29ZM43 161V162H41ZM46 161V162H45ZM68 161V162H67ZM81 161V162H80ZM108 161V162H107ZM120 161V162H119ZM133 161V163H132ZM29 162V163H28ZM77 162V163H76ZM90 162V163H88ZM94 162H95V165H94ZM98 162L100 164H98ZM122 162V163H121ZM168 164H166V163ZM22 163H24L25 165H22ZM33 163V164H32ZM38 166H35V164ZM52 163V164H51ZM152 163V164H151ZM156 163H159L161 165H157ZM165 165H163V164ZM170 163V164H169ZM16 164V165H14ZM39 164V165H38ZM40 164L42 166H40ZM89 164V165H88ZM98 164V165H97ZM146 164V166H145ZM222 164V162H221ZM19 165V167H18ZM31 165V166H29ZM50 165V166H49ZM65 168V174H62L64 171L63 168ZM71 168H67V167H70ZM82 165V166H81ZM87 165V166H86ZM97 165V166H96ZM100 165V166H99ZM170 165V166H169ZM15 166V167H14ZM24 166V167H23ZM53 166V167H52ZM58 166V168H57ZM96 166V167H95ZM99 166V167H98ZM137 166V167H136ZM148 166V167H147ZM153 166V167H152ZM12 167V168H11ZM27 167H30L28 169H26ZM36 167V168H35ZM40 167V168H39ZM47 167V168H46ZM55 167V168H54ZM92 167V168H91ZM134 167V168H133ZM145 167V168H144ZM161 167V168H160ZM165 167L167 169H165ZM11 168V169H10ZM25 168V169H24ZM43 168V169H42ZM52 168V169H50ZM59 168L61 170H59ZM81 168V169H80ZM87 168V169H86ZM103 168V169H101ZM144 168V169H142ZM152 168V169H151ZM155 168V171L153 170ZM164 168V169H163ZM33 169V170H32ZM55 169V170H54ZM59 171H58V170ZM70 169L74 170V171H70ZM96 169V170H95ZM125 169V170H124ZM128 169V170H127ZM133 171H132V170ZM138 169V170H137ZM157 169V170H156ZM20 170H23V171H20ZM29 170V171H28ZM35 170V171H34ZM56 173V177L54 176V178H56V180L54 178H52L51 180H55V181H50L49 184H47V186L43 185V183L37 178V174L42 173L45 175V177H47L49 175V172L51 171ZM79 170V171H78ZM127 170V173L125 172ZM145 170V171H144ZM148 170H150V172L152 171L154 174L152 175L151 173V177L150 176V172H148ZM45 171V172H44ZM61 171V172H60ZM67 171V173H66ZM87 171V173H86ZM101 171V172H100ZM105 171V172H104ZM113 171V173H112ZM141 171V172H140ZM157 171V172H156ZM163 171V172H162ZM38 172V173H37ZM69 172V173H68ZM71 172V173H70ZM81 172V173H80ZM83 172V173H82ZM157 175H160L159 177H156V173ZM162 172V173H161ZM92 173V174H91ZM101 173V174H100ZM125 174V176L127 177V180H124L126 177H124L123 175ZM130 173V174H128ZM148 173V174H147ZM167 173V175L165 174ZM23 174V175H22ZM68 174V175H67ZM70 174V176H69ZM85 174V175H84ZM97 174V175H96ZM99 174V175H98ZM121 174V175H120ZM135 174V175H134ZM140 174V175H139ZM26 175V176H25ZM60 175V177H59ZM63 175V176H62ZM72 175V176H71ZM91 175V176H90ZM128 175V176H127ZM131 175V176H130ZM151 177V179L149 178L148 179V176ZM166 176L165 178H163L164 176ZM24 176V177H23ZM62 176V177H61ZM69 176V177H67ZM83 176V177H82ZM95 176V177H94ZM101 176V177H100ZM121 176V177H120ZM136 176V177H135ZM5 177V178H4ZM23 177V178H22ZM63 177H67V181H63L64 179H61ZM81 177V178H80ZM87 177V178H86ZM97 177V178H96ZM100 177V178H99ZM105 177V178H104ZM124 177V178H123ZM131 177V178H130ZM140 177V178H139ZM161 177V178H160ZM17 178V179H16ZM19 178V179H18ZM30 178V179H28ZM71 178V179H70ZM99 178V179H98ZM134 182H133V180ZM143 180H142V179ZM146 178V179H145ZM157 178H160V179H163V180H160V179H157ZM24 179V180H23ZM28 179V180H27ZM38 179V181L36 180ZM62 181H61V180ZM123 179V180H122ZM130 179V181H129ZM152 179H154L152 181ZM26 180V181H25ZM101 180V182H100ZM111 180V181H110ZM136 180V181H135ZM159 180V181H158ZM17 181V182H16ZM24 181V182H23ZM93 182L91 184V182ZM96 181V182H95ZM110 181V182H109ZM124 181V182H123ZM129 183H128V182ZM137 181L138 184L137 185ZM151 181L154 183H151ZM155 181H158V182H155ZM163 183H161V182ZM23 182V183H21ZM57 182V183H56ZM131 182V183H130ZM4 183V184H3ZM14 183V184H13ZM28 183V184H27ZM29 183H32V184H29ZM59 183V185H58ZM134 183V184H132ZM41 184V185H40ZM86 184V185H85ZM98 184V185H97ZM127 184V185H126ZM134 185L135 187L136 186H143V188L139 187H136V191H135V187L133 186H129L127 187L128 185ZM143 184V185H141ZM144 184H145V187H144ZM153 184V185H152ZM157 184H161L159 185V190H157ZM20 185L22 187H20ZM52 185V186H51ZM55 185V186H54ZM62 185V186H61ZM92 185V186H91ZM97 185V186H96ZM104 185V186H103ZM19 186V187H18ZM91 186V187H90ZM123 186V187H122ZM152 186V188H151ZM160 186H162V188H160ZM3 187V188H2ZM88 187V188H87ZM2 188V189H1ZM66 188V191L65 189ZM94 188V189H93ZM122 188V189H121ZM130 188V189H129ZM134 188V189H133ZM150 188V189H149ZM156 188V189H155ZM62 189V190H61ZM73 190V192L75 191L76 193H79L78 195H76L75 198H72V199H68L67 201V198H66V193H68L69 190ZM137 189H138V196H140L139 194H141V201L139 199H137ZM140 189H141V192H140ZM147 191H146V190ZM59 190L61 192H59ZM71 190V192H72ZM131 190V192H129ZM145 190V191H144ZM153 190L154 194L152 193ZM160 192L161 195L158 199V195L157 192ZM8 193H6V192ZM31 191V192H30ZM42 191V192H41ZM55 191V192H54ZM87 191V192H86ZM144 191V193H143ZM150 191V192H149ZM3 192V193H2ZM11 192V193H10ZM65 192V193H63ZM74 192V193H75ZM134 192V193H132ZM43 193V194H42ZM61 193V194H60ZM63 193V194H62ZM118 193V194H117ZM120 193V194H119ZM135 196V199H131L130 197L132 196V198H134ZM148 193H151V194H148ZM6 194V195H5ZM55 194H57L55 196ZM66 194V195H65ZM129 194H131L129 196ZM148 194V195H147ZM5 195V196H4ZM22 195V196H21ZM83 195L85 197H83ZM151 195H154L151 196ZM20 196V197H19ZM26 196V197H25ZM38 196V197H37ZM54 196V197H53ZM62 196V197H61ZM65 196V197H64ZM86 196H87V199H86ZM104 196V197H103ZM52 197V199H51ZM82 197V198H81ZM90 197V198H88ZM92 197V198H91ZM106 197V198H105ZM157 197V198H156ZM21 198V199H20ZM40 198V199H39ZM66 198V199H65ZM129 198H130V203H132L131 205H135L137 206L135 208L132 207L131 205H129ZM153 198V199H152ZM154 198H155V201H154ZM57 199V200H56ZM78 199V200H77ZM103 199V200H102ZM109 199V200H107ZM152 199V200H151ZM156 199H158V201H156ZM61 200V201H60ZM70 200V201H69ZM85 200V201H84ZM101 200V201H100ZM112 200V201H111ZM59 201V202H58ZM117 201V202H116ZM132 201V202H131ZM137 201V204L135 202ZM155 203H154V202ZM30 202V203H29ZM74 202V203H73ZM111 202V203H110ZM149 204H152L151 207H149L148 203ZM150 202H153V203H150ZM15 203V204H14ZM17 203V204H16ZM58 203V204H57ZM66 203V204H65ZM73 203V204H72ZM87 203V204H86ZM135 203V204H134ZM143 203V204H142ZM157 203V204H156ZM159 203V204H158ZM98 204V205H97ZM111 204V205H110ZM142 204V205H141ZM147 207H146V205ZM65 205V206H64ZM95 205V206H94ZM97 205V206H96ZM102 205V206H101ZM139 205V206H138ZM154 205V206H153ZM158 205V206H157ZM80 206V207H79ZM119 206V207H118ZM157 206V207H156ZM110 209H109V208ZM69 208V209H68ZM115 208V209H114ZM128 208V209H127ZM139 208V210L137 209ZM153 208V210H152ZM67 209V210H65ZM82 209V210H81ZM123 209V210H122ZM130 209H132L130 211ZM142 209V210H141ZM148 209L149 212L147 211ZM126 210V212H125ZM73 211V212H72ZM88 211V212H87ZM91 211V212H90ZM110 211V212H108ZM138 211V212H136ZM140 211V212H139ZM148 212V214L146 215V213ZM151 211V212H150ZM105 212V213H104ZM117 212V213H116ZM77 213V214H76ZM104 213V214H102ZM107 213V214H106ZM111 214L112 216L109 215V218L107 217L108 214ZM115 213V214H114ZM127 213V214H126ZM102 214V216H101ZM138 214V215H137ZM107 215V216H106ZM126 215V216H125ZM59 216V217H58ZM114 216V217H113ZM139 216V217H138ZM148 217V219L145 218ZM136 217V218H134ZM240 217V216H239ZM75 218V219H74ZM114 218V219H113ZM126 218V219H125ZM132 218V219H131ZM152 218V217H151ZM246 223L244 224L245 226H248V225H251V221H249V219L247 218V220H245L243 218V216L241 217ZM241 218H236L238 220V224L240 222V224L238 225L237 224V220H233L231 221L230 223L232 225H235L237 226V228H239L241 226V224L244 222ZM125 219V221H124ZM143 219L145 221H143ZM240 219L242 221H240ZM79 220V221H78ZM135 220V221H134ZM152 220V221H150ZM76 221V222H75ZM120 221V222H119ZM134 221V222H133ZM138 221V222H137ZM150 221V222H149ZM127 222V223H125ZM133 224H132V223ZM236 222V224H235ZM248 222L250 224H248ZM46 223V224H45ZM56 223V224H55ZM63 223V224H62ZM147 223V224H146ZM149 223V224H148ZM183 223V222H182ZM54 224V225H53ZM92 224V225H91ZM184 224V223H183ZM41 225V226H40ZM56 225H57V228H56ZM201 226H199V229H198V226H197V229L195 228V231H197L198 235L199 236H204V240L206 241V238L210 237V235L212 234V229H206L202 224H200ZM244 225L242 224L241 227H244ZM30 226V227H29ZM51 226V227H50ZM53 226V227H52ZM144 226V227H143ZM146 226V227H145ZM183 226V225H182ZM239 226V227H238ZM253 226V224L251 226H248L247 229L245 228H241L240 229H243V231H241V234L244 235V232H248V230L251 229V227ZM29 227V228H28ZM49 227V228H48ZM55 227V228H54ZM105 227V228H104ZM120 227V228H119ZM134 229H133V228ZM143 227V228H142ZM48 228V229H47ZM51 228V229H50ZM54 228V229H53ZM61 228V229H60ZM132 228V229H131ZM136 228V229H135ZM185 228V227H184ZM200 228H205L204 230L203 229H200ZM79 229V230H78ZM126 229V230H125ZM245 229V230H244ZM49 230V231H48ZM51 230V231H50ZM55 230V231H54ZM64 230V231H63ZM124 230V231H123ZM139 230V231H138ZM186 230V228H185ZM190 230V229H189ZM186 233H191L193 232V235H196L197 233L193 230H190ZM103 231V232H102ZM144 231V230H143ZM187 231V230H186ZM59 232V233H58ZM90 232V233H89ZM107 232V233H106ZM120 232V233H119ZM126 232V233H125ZM131 232V233H130ZM133 232V234H132ZM184 232V231H183ZM203 232V235H201ZM51 233V234H50ZM124 233V234H123ZM139 233V234H138ZM185 233V232H184ZM183 233V234H184ZM185 233V234H186ZM196 233V234H194ZM210 233V234H209ZM216 233V232H214ZM53 234V235H52ZM118 234V236H117ZM137 234H138V237H137ZM184 234V235H185ZM56 235V236H55ZM134 235V236H133ZM136 235V236H135ZM231 235V236H230ZM58 236V237H57ZM69 236V237H68ZM104 238H103V237ZM130 236V237H129ZM144 236V235H143ZM142 236V237H143ZM207 236V237H206ZM228 236V235H227ZM232 234H229V237L232 238ZM237 236V235H236ZM235 236V237H236ZM239 236V235H238ZM77 237V238H76ZM132 237V239H131ZM233 237V238H235ZM137 238V239H136ZM202 238V237H200ZM202 238V239H203ZM228 238V239H230ZM127 239V240H126ZM236 239V238H235ZM57 240V241H56ZM95 240V241H94ZM131 240V241H130ZM134 240V241H133ZM60 241V242H59ZM72 241V242H71ZM51 242V243H50ZM71 242V243H70ZM117 242V243H116ZM131 242V243H130ZM132 242L134 243L135 242V246L132 245ZM158 242V243H157ZM160 242V244H159ZM75 243V244H74ZM77 243V244H76ZM81 243V244H80ZM137 243V244H136ZM161 243L163 244L162 246H159L161 245ZM158 244V245H157ZM51 245V246H50ZM95 245V246H94ZM156 247H154V246ZM153 245L151 243V247H152V250H153V253H155L157 250L158 252V249L160 247L162 251H159L158 253L156 252L154 254V257H153V253L151 252V249H150V252L149 250L147 251L149 253L148 254H144L143 251L142 253L144 254H140L142 257L143 260L147 261L148 264H152L154 262V264H161V261L162 264H164L165 262V256L163 255L164 253L166 254L167 256V252H166V248H168V245L166 247V245L160 241V240H156V244L155 242H153ZM99 246V247H98ZM131 246V247H130ZM165 246V247H163ZM96 247V248H95ZM119 247V248H118ZM125 247V248H123ZM135 247V248H134ZM149 247V248H151ZM61 248V249H60ZM93 248V249H92ZM127 248H130L129 250ZM134 248V249H133ZM156 248V249H155ZM57 249V250H56ZM69 249V250H68ZM123 249V250H122ZM125 249V250H124ZM133 249V250H132ZM66 250V252H65ZM122 250V251H121ZM128 250V251H126ZM160 250V249H159ZM165 250V251H163ZM169 250V248L167 249ZM60 251V252H58ZM113 251V252H112ZM124 251V253H122ZM126 251V252H125ZM131 252V253H130ZM163 252V253H161ZM66 253V254H65ZM80 253V254H79ZM105 253V254H104ZM126 253V254H125ZM152 254V258H153V262L152 261V258H151V254ZM192 253V252H191ZM190 253V254H191ZM94 254V255H93ZM121 254V255H120ZM124 254V255H123ZM130 254V255H129ZM161 254V255H160ZM180 254H183V252H181ZM65 255V256H64ZM80 255V256H79ZM111 255V256H110ZM118 255V256H117ZM120 255V256H119ZM148 255V256H146ZM156 255H159V256H156ZM195 254L192 253V257L194 256ZM123 256V258H122ZM148 258L146 260V258L144 259L143 258ZM164 256V257H163ZM180 256V255H178ZM128 257V258H127ZM158 257V258H156ZM191 257V255H190ZM89 258V259H88ZM118 258V259H117ZM151 258V259H150ZM161 259V260H158V259ZM164 258V259H163ZM65 260V261H64ZM123 260V262L125 261ZM150 262H149V261ZM158 260V261H157ZM85 261V262H84ZM160 261V262H159ZM84 262V263H83ZM89 262V263H88ZM122 261H120V264H123L121 263ZM156 262V263H155ZM125 263V262H124Z\"/></svg>","mask_w":264,"mask_h":264}]
</instances>
